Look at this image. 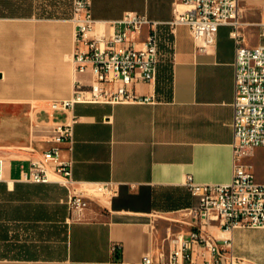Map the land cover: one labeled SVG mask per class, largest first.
<instances>
[{"label": "crops", "instance_id": "0c3cea01", "mask_svg": "<svg viewBox=\"0 0 264 264\" xmlns=\"http://www.w3.org/2000/svg\"><path fill=\"white\" fill-rule=\"evenodd\" d=\"M62 1L33 0L23 14L0 17V264H142L146 254L166 261L171 238L195 228L186 213L196 203L186 176L204 184L232 178L230 26H219L214 48L198 53L186 25L171 34L158 24L156 78L134 87L152 101L75 104L71 149L64 143L61 152L73 161V186L113 183L110 193L92 194L85 218L75 220L64 185L25 179L30 160L49 147L53 125L68 116L49 103L70 98L76 80L90 79L75 70L72 0L68 7ZM239 5L246 43L264 44V0ZM172 6L173 0H91V14L109 33L125 11L165 22ZM244 162L264 182V146ZM203 233L219 244L231 237L226 264H264V227L226 233L206 225ZM210 257L201 245L192 247L191 264Z\"/></svg>", "mask_w": 264, "mask_h": 264}, {"label": "built area", "instance_id": "2783aa9c", "mask_svg": "<svg viewBox=\"0 0 264 264\" xmlns=\"http://www.w3.org/2000/svg\"><path fill=\"white\" fill-rule=\"evenodd\" d=\"M173 17L165 22L150 20L145 13L128 10L111 22L112 32L106 33L91 14V0H72L71 20L75 25L73 64L77 73L89 74L90 79L76 80L70 98L49 103L52 111H64L67 118L56 122L46 139L49 147L30 160L27 181H56L68 189L67 204L70 218H85L91 195L108 194L112 182L73 186V161L63 158V144L71 149L74 123L72 110L76 103L150 102L151 96L138 94L137 84L152 82L160 62L158 24H166L170 33L178 25H186L198 53L211 51L216 44L218 28L229 25L234 42V99L232 102L234 131V162L228 183H197L187 175L184 185L196 203L186 210L195 228L188 235L178 233L171 238L172 249L166 261L154 260L150 254L142 264H191V250L201 245L211 257L199 264H226L224 254L232 247L230 236L219 244L206 225L226 233L236 228L264 227V182L255 180L252 165L244 162L259 146H264V44L249 46L245 41L240 20L239 0H173ZM118 26V28H116ZM264 35V19L259 22ZM148 27L145 37L143 30ZM4 158L0 157V179ZM115 247V246H114ZM228 264H232L230 261Z\"/></svg>", "mask_w": 264, "mask_h": 264}, {"label": "trees", "instance_id": "16d2710c", "mask_svg": "<svg viewBox=\"0 0 264 264\" xmlns=\"http://www.w3.org/2000/svg\"><path fill=\"white\" fill-rule=\"evenodd\" d=\"M32 3L33 0H0V17L21 15Z\"/></svg>", "mask_w": 264, "mask_h": 264}, {"label": "rangeland", "instance_id": "374dc122", "mask_svg": "<svg viewBox=\"0 0 264 264\" xmlns=\"http://www.w3.org/2000/svg\"><path fill=\"white\" fill-rule=\"evenodd\" d=\"M62 3H64L63 6H67L68 7L70 5L69 0H63Z\"/></svg>", "mask_w": 264, "mask_h": 264}]
</instances>
